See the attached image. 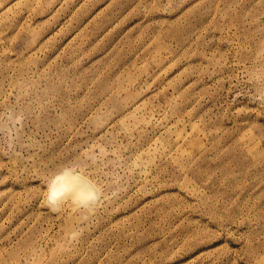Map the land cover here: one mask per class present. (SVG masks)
<instances>
[{
    "label": "rangeland",
    "instance_id": "rangeland-1",
    "mask_svg": "<svg viewBox=\"0 0 264 264\" xmlns=\"http://www.w3.org/2000/svg\"><path fill=\"white\" fill-rule=\"evenodd\" d=\"M0 264H264V0H0Z\"/></svg>",
    "mask_w": 264,
    "mask_h": 264
},
{
    "label": "bare ground",
    "instance_id": "bare-ground-1",
    "mask_svg": "<svg viewBox=\"0 0 264 264\" xmlns=\"http://www.w3.org/2000/svg\"><path fill=\"white\" fill-rule=\"evenodd\" d=\"M51 189H56L58 191L56 198L68 192L73 193L77 197L87 198L95 192L94 186L89 180L83 178L78 172L73 173L70 171H63L57 174L51 182L50 190Z\"/></svg>",
    "mask_w": 264,
    "mask_h": 264
},
{
    "label": "clouds",
    "instance_id": "clouds-1",
    "mask_svg": "<svg viewBox=\"0 0 264 264\" xmlns=\"http://www.w3.org/2000/svg\"><path fill=\"white\" fill-rule=\"evenodd\" d=\"M57 195H58V191L56 189H51L50 197H49L50 202L53 201L57 197Z\"/></svg>",
    "mask_w": 264,
    "mask_h": 264
}]
</instances>
